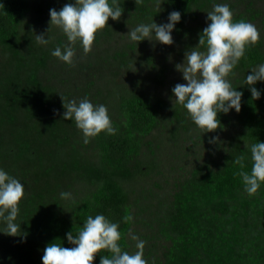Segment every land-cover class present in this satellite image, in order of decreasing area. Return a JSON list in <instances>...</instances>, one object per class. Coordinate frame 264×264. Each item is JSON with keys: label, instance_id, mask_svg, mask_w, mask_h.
Segmentation results:
<instances>
[{"label": "trees", "instance_id": "trees-1", "mask_svg": "<svg viewBox=\"0 0 264 264\" xmlns=\"http://www.w3.org/2000/svg\"><path fill=\"white\" fill-rule=\"evenodd\" d=\"M68 2L0 0V168L24 185L16 222L27 233L26 242L0 233V264H42L47 244L59 239L72 247L66 233L77 234L87 216L98 213L120 225L122 250L129 251L128 235L139 213L156 198L159 212L148 226L155 227L161 251L149 255V264H264V183L249 196L240 176L241 170L251 171V143L264 141V81L255 85L259 99L244 83L248 72L264 63V40L247 47L234 69L233 86L243 92L241 111L219 115L221 130L234 127L236 134L210 144L211 133L201 134L181 105L169 109L167 101L147 93L143 82H129L136 68L156 66L137 42L101 60L76 44L82 52L78 64L52 56L55 47L68 41L50 26L49 10ZM118 3L121 17L109 18L93 47L111 39L123 22L133 27L152 19L163 23L174 10L180 11L181 21L173 33L198 45L214 0ZM233 14L236 21L252 22L258 16L249 8ZM39 34L50 42L40 44ZM108 62L112 81L91 91L99 65ZM120 70L127 82L113 80ZM159 73L156 82L164 67ZM85 97L107 106L118 128L115 135L101 133L84 143L75 121L63 118V102ZM159 128L161 139L150 140ZM202 146L208 147L207 156L199 155ZM237 157H243L240 163ZM63 191L72 198H61ZM4 226L0 220V229ZM99 259L98 253L93 264Z\"/></svg>", "mask_w": 264, "mask_h": 264}, {"label": "clouds", "instance_id": "clouds-1", "mask_svg": "<svg viewBox=\"0 0 264 264\" xmlns=\"http://www.w3.org/2000/svg\"><path fill=\"white\" fill-rule=\"evenodd\" d=\"M123 10L118 0H69L62 8H51L50 26L55 25L66 36L68 43L52 50V56L71 65L76 55L75 45L79 44L85 52L90 51L98 31L104 29L109 18L118 20ZM226 2L213 3L207 11V26L199 36L198 45L185 52L183 63L175 65L182 73L186 83H177L169 97L173 105H181L186 114L202 133H212L222 128L219 115L232 110L241 111L243 92L233 86L230 76L240 59L245 56L246 48L260 39V31L255 24L236 21ZM181 21V13L174 10L168 14L166 22L138 23L126 35L130 41H157L164 45L174 43L172 33ZM49 32V31H48ZM37 41L47 45L50 38L44 34L36 35ZM203 46V49H202ZM264 81V63H259L246 75L244 83L248 86L253 99H259L261 92L255 85ZM63 118L74 120L83 134L84 143L101 133L115 135L114 126L105 104H93L87 97L77 101L63 102ZM218 136L209 137L215 143ZM252 167L250 173L241 170L244 190L249 196L257 193L264 183V141L251 143ZM243 157H237L240 163ZM25 196L24 185L19 179L0 168V220L5 222L3 233L20 237L26 242L27 233L21 231L17 223L19 205ZM61 198L70 200L72 194L63 191ZM72 247H65L59 239L47 244L41 257L42 264H93L100 254L99 264H148L144 258L145 241L133 236L136 251H123L120 225L109 220L104 214L88 215L77 234L66 233ZM107 253V254H102Z\"/></svg>", "mask_w": 264, "mask_h": 264}, {"label": "rangeland", "instance_id": "rangeland-1", "mask_svg": "<svg viewBox=\"0 0 264 264\" xmlns=\"http://www.w3.org/2000/svg\"><path fill=\"white\" fill-rule=\"evenodd\" d=\"M236 0H218V2H226L229 5ZM232 11H239L243 12L246 8L253 9V11L258 15L257 19L252 21L251 23L255 24L258 30L260 31V38L264 40V0H239L236 5H231ZM134 28L131 25H126V23H122L121 27L119 28L118 32L113 35V37L109 40H104L100 43V46L91 47L90 52L93 54V59L95 56H98L101 60L105 58L106 53L108 54H115L117 52L123 51L127 45L134 43L130 41L129 38L126 36L130 29ZM174 43L172 45H164L157 41L149 42L147 39L144 41L137 42L140 46L145 48V56L151 55L156 62V66H147L143 67L140 66L132 71V74L129 79V82H143L140 84L141 86H145L147 93L156 98L163 99L167 101L169 109L173 107L172 102L170 101L169 97L172 95L171 89L177 83H186L183 80L182 73L176 70L175 65L178 63H183L185 52L190 50L191 48L196 47L197 45L193 42H190L186 37H182L177 35L176 33H172ZM82 61V52L80 50L76 51V55L74 57L73 63H79ZM145 66V62H143ZM110 63H101L99 65L98 71L99 75L94 80V84L90 87L91 91H97L99 88H104L109 82L108 80L112 81L113 77H108L107 75H111V67ZM164 67L165 73L160 76V81L156 82L155 78L160 75L161 68ZM126 72L120 70V74L117 75L113 80L118 83L127 82V76L125 75ZM231 80L234 79V76L229 77ZM72 83H74V87L78 82V77L72 79ZM233 82V81H232ZM63 87V86H62ZM103 92L105 89H101ZM169 114V113H168ZM168 114H165L167 117ZM229 116L232 117V113H229ZM237 130L234 127H231L228 131H223L221 128L215 132H212V136H218V141L221 142L223 140H228L229 137H232L236 134ZM163 131L162 129H157L153 132L150 137V140L155 142L161 139ZM79 138V137H78ZM77 140H73L76 142ZM206 148V149H205ZM207 146H202V148H198L200 156H207ZM190 160H195L194 156L189 158ZM202 161V159H201ZM183 166L187 169H190L188 164H183ZM160 177V176H159ZM161 178V177H160ZM164 192H161V196L164 195ZM149 201V200H148ZM149 203V202H148ZM153 203L151 206L146 205L143 210L139 213L135 224L133 225L129 235L128 241L130 244L129 252L136 251L135 248V240L132 239L133 236L138 237L141 240H144L145 248H144V258L148 261L149 255H160L161 248L159 247L160 237L157 235L155 231V227L148 226L152 220H154L155 213L159 212V201L158 198L155 200L153 199ZM154 213V215H153ZM155 256H151L149 259H153ZM149 264V263H148Z\"/></svg>", "mask_w": 264, "mask_h": 264}]
</instances>
